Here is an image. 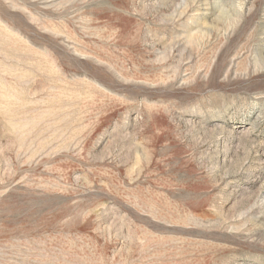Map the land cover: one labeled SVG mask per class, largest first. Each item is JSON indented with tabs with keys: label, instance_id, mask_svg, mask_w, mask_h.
Segmentation results:
<instances>
[{
	"label": "rangeland",
	"instance_id": "374dc122",
	"mask_svg": "<svg viewBox=\"0 0 264 264\" xmlns=\"http://www.w3.org/2000/svg\"><path fill=\"white\" fill-rule=\"evenodd\" d=\"M0 264H264V0H0Z\"/></svg>",
	"mask_w": 264,
	"mask_h": 264
},
{
	"label": "bare ground",
	"instance_id": "6f19581e",
	"mask_svg": "<svg viewBox=\"0 0 264 264\" xmlns=\"http://www.w3.org/2000/svg\"><path fill=\"white\" fill-rule=\"evenodd\" d=\"M222 13H227V11L226 10H224V9H221V15H222ZM226 19V18H225ZM229 23H236V20H233V19H230V18H228V19H226ZM256 60H258V62H260V59L259 58H257Z\"/></svg>",
	"mask_w": 264,
	"mask_h": 264
}]
</instances>
